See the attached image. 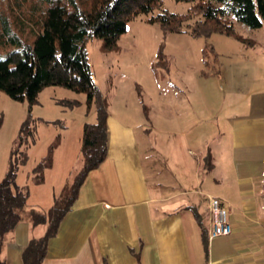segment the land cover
Instances as JSON below:
<instances>
[{
	"label": "crops",
	"instance_id": "crops-1",
	"mask_svg": "<svg viewBox=\"0 0 264 264\" xmlns=\"http://www.w3.org/2000/svg\"><path fill=\"white\" fill-rule=\"evenodd\" d=\"M225 49L224 61L215 51L217 67L202 57L211 67L201 71L198 91L208 99L207 115L188 121L174 114L161 132L177 129L182 139L160 138V157L150 154L143 115L135 117L128 107L107 109V156L86 176L41 264H264V58ZM92 121L78 117L62 127L45 126V139L36 123L28 161L16 175L29 196L20 222L4 237L0 255L6 264H23L30 239L43 235L46 225L34 226L31 210L45 213L73 179L81 165L83 125ZM57 134L44 181L33 183L32 170ZM8 155L1 146L0 181ZM209 197L222 201L232 227L211 240Z\"/></svg>",
	"mask_w": 264,
	"mask_h": 264
},
{
	"label": "trees",
	"instance_id": "trees-1",
	"mask_svg": "<svg viewBox=\"0 0 264 264\" xmlns=\"http://www.w3.org/2000/svg\"><path fill=\"white\" fill-rule=\"evenodd\" d=\"M5 1L0 0V91L12 100L26 102L28 113L11 143L0 181V254L4 237L20 222L29 196V186L18 185L16 175L28 160V147L36 140L35 125L42 120L31 115L38 93L48 86H61L84 94L87 111L92 106L95 109L94 121L83 125L80 168L45 213L31 210L32 224L46 228L43 235L30 239L22 252V261L41 264L49 240L72 209L86 176L107 156V102L95 83L86 43L99 38L105 50L117 48L128 22L139 14L161 9L162 0H11L9 7L4 5ZM195 15L202 19L186 24L191 36L208 38L220 33L252 45V41L236 33L230 17L259 28L264 25V0H197L186 13L162 9L148 21L159 23L165 32L181 33L183 24ZM206 48L213 50L212 46L203 48L204 58ZM64 104L73 108L80 102L67 100ZM59 141L57 134L46 155L33 168V183L44 181V171L51 166ZM202 238L205 242L203 231ZM0 264H6L1 255Z\"/></svg>",
	"mask_w": 264,
	"mask_h": 264
},
{
	"label": "rangeland",
	"instance_id": "rangeland-1",
	"mask_svg": "<svg viewBox=\"0 0 264 264\" xmlns=\"http://www.w3.org/2000/svg\"><path fill=\"white\" fill-rule=\"evenodd\" d=\"M10 2L11 0H6L4 5L7 4L9 7ZM196 2L197 0H162L161 9L139 14L128 22L126 32L117 42V48L112 50H105L99 38H93L86 43L93 77L106 99L107 109L111 105L114 109L128 107L133 109L135 117L138 113L143 115L145 127L142 129L149 128L147 139L151 147L150 154L156 157L161 156L157 146L160 138L182 139L175 135L177 129H165L169 132L168 134L161 132L166 125L173 123L171 119L174 114L186 116L185 119L188 121H191V117L196 114L203 117L207 115L205 108L209 105L208 99L204 97V94L198 93L205 78L200 75L201 71L211 68L205 67V61L203 63V48L212 46L213 50L206 48V52L210 64L215 67H217L214 62L215 51L220 53L218 60L224 61L225 56L221 52H226L225 48L229 49V47H233V52L239 50L238 56L243 53L247 57L264 58V25L251 28L230 17L236 33L252 41L253 44L250 45L233 36L220 33H213L208 38L191 36L186 24L202 19L201 15H195L185 22L181 33L165 32L159 23L148 21L149 17L160 13L162 9L177 14L186 13ZM25 32L29 37L28 28ZM159 78L163 81L157 84ZM185 84L189 85L190 93L185 87L183 88ZM179 88L185 93H176L181 90ZM0 94V114L2 115L0 143L3 141L0 149L2 146V150L9 154L11 143L27 116L28 105L26 102L10 99L1 91ZM175 94L182 97L183 105L179 104L180 99ZM67 100H76L80 104L70 108L64 104ZM83 100L84 94L61 86L43 88L31 109V115L34 118L42 119L41 139H45L44 129L51 127L53 124L51 122H55L56 127H62L78 117L94 120V107L87 111ZM202 110L203 113H201ZM163 116L169 119H163ZM19 117L22 118L20 123L16 121ZM162 123L165 124L161 125Z\"/></svg>",
	"mask_w": 264,
	"mask_h": 264
},
{
	"label": "built area",
	"instance_id": "built-area-1",
	"mask_svg": "<svg viewBox=\"0 0 264 264\" xmlns=\"http://www.w3.org/2000/svg\"><path fill=\"white\" fill-rule=\"evenodd\" d=\"M262 201L264 204V194L262 195ZM209 213L210 229L208 240L217 236L230 234L232 227L228 219V211L219 198L209 197Z\"/></svg>",
	"mask_w": 264,
	"mask_h": 264
}]
</instances>
